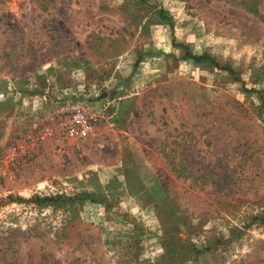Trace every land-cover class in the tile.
Masks as SVG:
<instances>
[{"label":"rangeland","instance_id":"rangeland-1","mask_svg":"<svg viewBox=\"0 0 264 264\" xmlns=\"http://www.w3.org/2000/svg\"><path fill=\"white\" fill-rule=\"evenodd\" d=\"M257 7L0 0V264H264Z\"/></svg>","mask_w":264,"mask_h":264},{"label":"trees","instance_id":"trees-1","mask_svg":"<svg viewBox=\"0 0 264 264\" xmlns=\"http://www.w3.org/2000/svg\"><path fill=\"white\" fill-rule=\"evenodd\" d=\"M232 3H236V4H242V5H246V7H249L250 9H253L255 12H258V4H260V2L262 0H228ZM192 55H189L188 53H186V58L187 57H191ZM194 59L196 60H202L207 58L206 55H201V56H192ZM214 62V61H212ZM224 69H226L228 72H230L231 74H234V71L232 69H230L227 66L223 67Z\"/></svg>","mask_w":264,"mask_h":264},{"label":"built area","instance_id":"built-area-1","mask_svg":"<svg viewBox=\"0 0 264 264\" xmlns=\"http://www.w3.org/2000/svg\"><path fill=\"white\" fill-rule=\"evenodd\" d=\"M78 107L75 106L74 108L76 109ZM82 109V108H81ZM79 109V110H81ZM78 110V111H79ZM75 118H78V121H79V128L77 129L76 133L78 136H85L89 130V124L90 122L88 121V119H86L85 117H83L80 113H78ZM76 122L78 123L77 119H75Z\"/></svg>","mask_w":264,"mask_h":264}]
</instances>
